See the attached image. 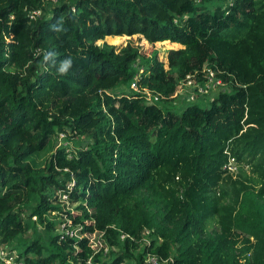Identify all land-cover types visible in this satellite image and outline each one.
<instances>
[{
  "label": "trees",
  "instance_id": "16d2710c",
  "mask_svg": "<svg viewBox=\"0 0 264 264\" xmlns=\"http://www.w3.org/2000/svg\"><path fill=\"white\" fill-rule=\"evenodd\" d=\"M135 36L183 47L166 63ZM205 66L208 108L159 106ZM59 133L88 143L70 159ZM71 176L81 240L52 215ZM39 227L25 264H87L95 234L100 264H264V0H0V244Z\"/></svg>",
  "mask_w": 264,
  "mask_h": 264
},
{
  "label": "built area",
  "instance_id": "2783aa9c",
  "mask_svg": "<svg viewBox=\"0 0 264 264\" xmlns=\"http://www.w3.org/2000/svg\"><path fill=\"white\" fill-rule=\"evenodd\" d=\"M33 15L40 16L41 12L40 11L34 12ZM139 80H140V76L135 77V79L133 80L131 84V89H132L131 93H140L144 95L145 101L148 104H155L161 98H163L162 96L154 92H151V90L148 88H141L138 84ZM224 87H225L224 81L220 77H218V73L213 68L209 66H205L201 72H196L180 79L177 85V90L173 95V98L185 100L188 99L193 94H200L203 95L204 97H207L212 94H218L219 91L224 90ZM71 142L73 143V141ZM71 142L68 141L67 134L65 133L58 134L57 148L65 147L68 153V158L70 159L72 158L70 152H71V148L73 147L71 145ZM86 145L83 144L82 147H86ZM58 171L61 170L58 169ZM64 171L69 172L68 169H65ZM75 185H76L75 178L74 176H71V179L66 182V189L60 190L58 192L59 203L63 205L64 210L67 207V210L64 211V213L60 212V214L65 216L61 221L62 227L58 231V233L61 234L62 239L70 238L74 240H81L83 238L81 232L83 231L84 226L75 225L73 220L70 219L65 214V212L73 208L74 204L70 202V194L73 192ZM71 212L73 213L75 212L74 208ZM34 219L36 220V217ZM149 235H150L149 231H146L144 234V242L147 244H149L148 242ZM102 236H103L102 234L94 235V238L91 241L93 256L90 257V259L86 262L87 264H100L99 262L95 261L93 257L100 252H104V255H106L109 252V247L108 245H104ZM124 238L125 236H122V239ZM15 253L17 252L14 251L11 245L2 246L0 244V262H2L3 264H25L23 257L21 258L20 254L16 255ZM146 262L151 264H164V263L168 264L167 261H160L157 257L151 255L147 257ZM68 264H76V263L71 261Z\"/></svg>",
  "mask_w": 264,
  "mask_h": 264
},
{
  "label": "rangeland",
  "instance_id": "374dc122",
  "mask_svg": "<svg viewBox=\"0 0 264 264\" xmlns=\"http://www.w3.org/2000/svg\"><path fill=\"white\" fill-rule=\"evenodd\" d=\"M115 38H108L107 41L112 44V45H117V44H113V41H114ZM126 42H131L132 44L140 47V51L147 55V56H150V55H153V53L157 52L158 53V56L160 58V60H163L167 63V53L169 50L171 49H180L182 48L183 46L180 45V44H167L166 42L165 43H159V44H156V45H151L149 44L148 42H146L144 39H141L140 37L138 36H135V37H132V38H127L125 40H122L119 45H123L125 44ZM121 89H123L124 91H127L129 92V87L127 86H122ZM130 93V92H129ZM218 94H213V95H210V96H207L206 99H200L201 96L203 95H200V94H193L191 95L188 99H176L175 101L169 103V104H166V103H160L159 106L160 107H165V108H168L170 110H173L177 113H181L183 111V109L188 106V105H191L190 103L191 102H196L194 104H198L200 105L201 107L203 108H208L210 106V101L213 100ZM231 120L228 119L226 121H229ZM69 142H71L69 139H68ZM88 143V140L86 139H81V142L79 143L78 141H73V143L71 142V145L74 147V145L78 146V147H82L83 144H87ZM79 144V145H78ZM58 146V145H57ZM72 147V148H73ZM229 171L230 172H237V165L231 161L229 163ZM243 167V166H241ZM240 168V167H239ZM245 169L247 170L248 173L251 172V169L249 168V166H245ZM62 207L63 205L60 204ZM78 204H74L73 205V208L75 209V207L77 206ZM72 209H69V211H72ZM67 210V207L65 209V211ZM76 212V211H75ZM53 216H58L57 217V221H58V225L56 226V230L59 231L62 227V219L65 217L63 216L62 214H60V212H53L52 213ZM35 217H33V221H35L34 219ZM36 220H37V217H36ZM215 225V223H214ZM214 225L211 226V228L214 227ZM39 237L41 239H44L46 240V234H45V229L43 228H37V230H32L30 229L28 231V233L26 235H24L23 237H21L17 242H14L11 245V247H13L14 251L17 252L15 253L16 255H19V253L21 254L22 252H24L25 248L27 247V245L30 243L31 240H35V239H39ZM28 239V240H27ZM166 264V263H164Z\"/></svg>",
  "mask_w": 264,
  "mask_h": 264
}]
</instances>
